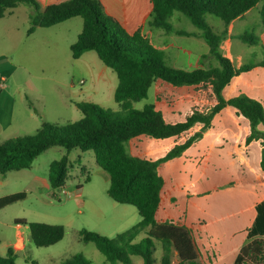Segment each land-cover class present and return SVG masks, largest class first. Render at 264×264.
Wrapping results in <instances>:
<instances>
[{"label":"rangeland","instance_id":"374dc122","mask_svg":"<svg viewBox=\"0 0 264 264\" xmlns=\"http://www.w3.org/2000/svg\"><path fill=\"white\" fill-rule=\"evenodd\" d=\"M101 1L113 17L120 14L130 20L138 11L143 18L141 32L164 52L168 65L190 71L217 66L202 31L185 15L176 12L170 20L174 30L167 33L151 26V5L145 6L139 0ZM263 5L264 2L229 24L207 16L214 32L223 36L220 53L236 67L256 65L264 58V24L260 14ZM31 11L32 7L20 4L13 14L0 19V144L14 137L33 135L44 122L65 125L80 120L83 115L76 102H91L125 118L114 100L116 73L94 51L77 60L72 58L70 47L82 31V18L51 29L39 27L35 34L27 35ZM246 29L257 35L256 45L236 37ZM5 84L7 89L2 91ZM240 95L264 106L263 67L256 66L241 74L223 91L226 99ZM13 99L16 108L12 106ZM217 103L208 86L174 87L156 81L148 97L134 102L133 108L142 110L154 105L168 123L174 124L195 111L210 114ZM32 106L34 120L26 121L22 130L2 129L12 121L13 108L16 115L29 114L33 113ZM196 133L202 135L201 139L181 156L159 167L165 186L156 220L191 229L202 264H233L248 242L247 232L256 219L261 190L264 192V125L252 128L248 120L227 107L215 115L208 128L197 124L183 135L168 139L144 134L130 139L125 147L130 156L156 161ZM65 155L69 158L65 187L53 190L50 165ZM109 185L110 177L97 164L94 152L75 149L68 153L63 147L46 151L30 169L0 174V198L27 194L25 199L0 209V255L5 257L12 249L16 264H64L83 254L92 264H111L95 243L81 240L80 232H96L117 244V236L135 227L141 217L134 206L113 201L107 194ZM21 219L28 224L16 223ZM33 222L63 226V239L53 246L36 247L29 227ZM146 237V231L141 232L132 244H139ZM155 246L154 264H160L161 245L155 241ZM129 263L143 264V259L132 255Z\"/></svg>","mask_w":264,"mask_h":264},{"label":"trees","instance_id":"16d2710c","mask_svg":"<svg viewBox=\"0 0 264 264\" xmlns=\"http://www.w3.org/2000/svg\"><path fill=\"white\" fill-rule=\"evenodd\" d=\"M152 4L151 26L167 33L173 32L171 18L176 12L185 15L202 31V36L215 58L217 66L195 70L178 69L168 65L164 52L140 30L128 32L121 23L109 15L101 0H58L42 5L40 0H0V19L11 15L20 4L33 8L27 35L37 28H49L70 19L80 17L83 28L77 41L71 45L73 59H79L94 51L103 64L118 77L114 100L122 109L119 113L103 109L91 102H76L83 117L65 125L44 122L33 135L18 136L0 144V174L30 169L34 161L53 147H63L68 153L75 149L92 151L96 162L110 177L108 196L119 204L134 206L141 221L132 229L111 241L96 232L83 230L80 238L85 243H95L108 262L129 263V257L140 256L143 264H154L157 251L155 241L160 243L162 256L160 264H202L200 251L191 229L170 222L158 223L156 215L160 205L161 192L165 186L159 167L181 156L202 135L196 133L184 143L176 145L165 157L153 161L130 156L125 144L132 138L148 135L154 139L179 137L194 125L211 126L215 115L231 107L250 123L252 128L264 125L263 104L247 95L226 99L223 91L241 74L256 66L264 68V58L258 64H244L236 67L228 57L219 51L223 36L214 32L207 20L212 15L229 24L243 18L250 10L264 0H150ZM260 14L264 24V5ZM178 34H183L178 32ZM248 45L259 41L255 32L246 29L236 36ZM156 81H163L174 87H210L218 103L210 114L193 112L186 120L168 123L161 111L154 105L142 110L133 108L134 102L148 97ZM261 167L264 171V150ZM69 170V158L65 155L52 162L49 181L53 190L65 187ZM89 181V179H88ZM27 197L25 192L0 198V209ZM18 224H28L17 220ZM31 240L36 247H49L59 243L65 234L61 225L33 222L29 224ZM147 237L139 244H132L141 232ZM1 244V242H0ZM174 258L177 262L174 263ZM0 264H16L14 251L7 256L0 255ZM64 264H92L83 254H77Z\"/></svg>","mask_w":264,"mask_h":264},{"label":"crops","instance_id":"0c3cea01","mask_svg":"<svg viewBox=\"0 0 264 264\" xmlns=\"http://www.w3.org/2000/svg\"><path fill=\"white\" fill-rule=\"evenodd\" d=\"M53 1L54 0H40L42 5H47ZM139 1H140V3L144 4L145 6L151 5V7H152L150 0H139ZM30 14H32V11ZM114 16L121 23V25L130 33L138 31L142 27L141 22H143V18L139 14L138 11L134 16L131 17L130 20L125 19L124 16H121L120 14H114ZM29 18H30V16H29ZM54 27L55 26H52V27H49L46 29H51ZM38 29L39 28H37V30ZM36 31L33 34H35ZM77 38H78V36H77ZM90 52L91 51L86 52L85 54H83V56L89 55ZM7 86L8 85L5 84L2 91H6ZM7 100H8V97H7ZM12 102H13L12 106L14 108H16L15 107V105H16L15 99H13ZM14 108L12 109V111L14 112L12 115V121H10L5 127H2V129L5 131H10L14 127L17 128V129L14 128V129H16V131H20V130H22V127L25 126L26 121L34 120V118H33L34 117L33 115H35L34 106H32L33 113L29 112V114H26L23 112L22 114L16 115ZM32 108H29V110L31 111ZM10 113H11V111H10ZM262 190H261L262 194H261L260 200L256 205V209H257L256 219L254 220L253 226L247 232L248 242L244 247H242L240 249V251L238 252L237 257H236L233 264H243L244 258H246V257L252 258L254 260V264H257L258 262L264 263V192H262ZM197 246H198V244H197ZM216 255H217V253H216ZM217 259H218V255H217Z\"/></svg>","mask_w":264,"mask_h":264},{"label":"built area","instance_id":"2783aa9c","mask_svg":"<svg viewBox=\"0 0 264 264\" xmlns=\"http://www.w3.org/2000/svg\"><path fill=\"white\" fill-rule=\"evenodd\" d=\"M243 264H254V260L252 258L246 257L244 258ZM257 264H264V263L258 262Z\"/></svg>","mask_w":264,"mask_h":264}]
</instances>
